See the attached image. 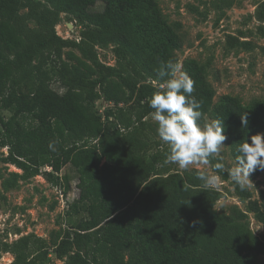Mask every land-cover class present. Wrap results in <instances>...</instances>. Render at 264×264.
Listing matches in <instances>:
<instances>
[{"label":"trees","instance_id":"16d2710c","mask_svg":"<svg viewBox=\"0 0 264 264\" xmlns=\"http://www.w3.org/2000/svg\"><path fill=\"white\" fill-rule=\"evenodd\" d=\"M62 12L83 26L79 40L57 34ZM257 15L264 21V2ZM179 27L157 0H0L1 160L21 170L7 187L45 175L67 193L68 174L63 184L42 169L69 164L78 189L66 226L59 222L49 239L30 232L0 240V256L11 253L12 264H47L50 252L64 264H264V234L247 221L253 212L264 226V208L249 201L245 210L218 211L223 193L204 188L199 169L165 163L149 100L167 79L158 75L164 64L178 63ZM108 45L115 65L99 59L97 46ZM49 66L62 90L52 87ZM181 70L194 81L201 123L207 115L223 123L236 161L237 146L264 133V97L243 104L223 95L213 104L205 66L186 58ZM100 99L113 106L98 110ZM217 162L210 160L212 170ZM232 185L241 200L250 196Z\"/></svg>","mask_w":264,"mask_h":264},{"label":"rangeland","instance_id":"374dc122","mask_svg":"<svg viewBox=\"0 0 264 264\" xmlns=\"http://www.w3.org/2000/svg\"><path fill=\"white\" fill-rule=\"evenodd\" d=\"M157 1L167 20L180 24L178 31L183 45L177 52V64L181 68L184 59L195 58L205 66L207 78L215 90L213 104L223 95L234 96L243 104L264 97V21L257 17L264 0H232L230 6L221 5V0ZM99 6L100 3L96 5ZM21 12H26V9ZM28 25L35 27V22L30 20ZM82 29L83 26L75 18L63 12L55 25L57 34L71 40H79ZM112 48V45L96 48L99 59L105 65H115ZM49 68L53 77L52 87L62 90L55 80V72L51 66ZM96 104L100 111L113 106L103 99ZM211 121L207 115L206 123ZM223 143L220 156L223 157L224 172H215L220 177L217 189L223 195L217 200L215 208L227 212L232 204H236L245 210L249 201H255L264 208V170L250 176L247 189L251 194L241 200L229 176L235 161L229 146ZM6 153V147H0V240L12 241L30 232L49 239L50 232L59 227V222H63V226L67 225L64 221L66 208L78 195L76 172L69 164L60 171L50 166L42 169L60 177L63 184L62 176L68 174L69 189L61 196L63 188L52 185L45 175H37L28 180L19 179L17 184L7 187L12 179L11 173H20L21 170L1 160ZM173 168L183 170L176 164ZM189 168L213 171L209 164H196ZM247 221L255 235L264 234V226L253 212H248ZM49 256L47 264H64L52 252ZM259 259L264 262V255H260ZM12 260L13 255L9 252L0 256V264H12Z\"/></svg>","mask_w":264,"mask_h":264},{"label":"clouds","instance_id":"9594fccd","mask_svg":"<svg viewBox=\"0 0 264 264\" xmlns=\"http://www.w3.org/2000/svg\"><path fill=\"white\" fill-rule=\"evenodd\" d=\"M158 75L167 79L153 93L149 106L154 110L151 117L157 125L158 136L167 145L165 163L187 170L191 165H208L211 159L222 161L220 152L226 138L223 123L219 120L201 123V103L192 95L194 81L172 60L164 64ZM242 122L246 125V116ZM49 147L55 150L53 143ZM236 151L238 156L229 176L245 190L251 181L250 175L257 169L264 170V135L252 136L251 142L240 143ZM224 168V163L217 162L212 172L199 171L197 178L204 188L216 189L220 177L215 172Z\"/></svg>","mask_w":264,"mask_h":264},{"label":"built area","instance_id":"2783aa9c","mask_svg":"<svg viewBox=\"0 0 264 264\" xmlns=\"http://www.w3.org/2000/svg\"><path fill=\"white\" fill-rule=\"evenodd\" d=\"M61 192H62V193L60 194V196H61L62 194H63V195H65V194H64V192H63L62 190H61ZM66 209H68V206H67V208H66Z\"/></svg>","mask_w":264,"mask_h":264}]
</instances>
